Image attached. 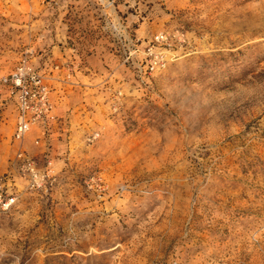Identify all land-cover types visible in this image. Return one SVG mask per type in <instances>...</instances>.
Instances as JSON below:
<instances>
[{"label":"rangeland","instance_id":"obj_1","mask_svg":"<svg viewBox=\"0 0 264 264\" xmlns=\"http://www.w3.org/2000/svg\"><path fill=\"white\" fill-rule=\"evenodd\" d=\"M24 61L54 110L16 143L4 92L0 264H264V0H0Z\"/></svg>","mask_w":264,"mask_h":264},{"label":"built area","instance_id":"obj_2","mask_svg":"<svg viewBox=\"0 0 264 264\" xmlns=\"http://www.w3.org/2000/svg\"><path fill=\"white\" fill-rule=\"evenodd\" d=\"M5 90L9 97H14L16 105L14 141L23 143L33 128L40 129L45 135L53 118L54 104L51 91L41 75L24 61L9 76L0 78V104L5 101ZM24 154L25 151L21 148L19 155L22 157ZM27 164L34 169L32 163ZM13 202L14 198L8 194L0 180V208L8 210Z\"/></svg>","mask_w":264,"mask_h":264}]
</instances>
